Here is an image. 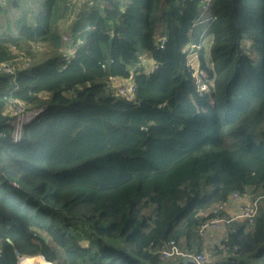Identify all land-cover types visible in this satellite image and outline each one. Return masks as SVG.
<instances>
[{
    "label": "trees",
    "instance_id": "trees-1",
    "mask_svg": "<svg viewBox=\"0 0 264 264\" xmlns=\"http://www.w3.org/2000/svg\"><path fill=\"white\" fill-rule=\"evenodd\" d=\"M36 1L0 2V61L25 52L0 74V264H194L161 252L201 251L233 192L257 212L214 264H264V0ZM10 98L41 108L16 142Z\"/></svg>",
    "mask_w": 264,
    "mask_h": 264
},
{
    "label": "built area",
    "instance_id": "built-area-1",
    "mask_svg": "<svg viewBox=\"0 0 264 264\" xmlns=\"http://www.w3.org/2000/svg\"><path fill=\"white\" fill-rule=\"evenodd\" d=\"M1 1L2 0H0V2ZM64 40L65 43L62 47V51L67 52L69 46L71 45V41L66 36H64ZM32 46L36 51L42 48V45L40 43H34L32 44ZM24 56L25 52L23 50L18 49L14 44L11 45L8 52V57L10 58L0 61V74H16L18 65L17 61L20 58H25ZM19 64L20 66L18 65V67H22V65H24H21V63ZM115 87L117 94H119L120 96H126L129 99L133 98L136 91L135 86L130 83H122ZM205 87L206 84L199 83V89H204ZM26 107V104L18 100L17 98H10L7 102V113L12 116L11 122L13 128L11 131V136L14 142L20 139L24 124L29 122L39 111H41V108L30 110ZM233 200L238 203V210L231 218H227L221 214L222 211H225L227 202L214 203L207 210L202 212L201 214L205 218L197 228V235L202 238L206 237L211 243H213L216 240V233H224L225 228H223L222 226L223 224H227L230 220L235 218H243L247 219L248 222H252L257 212L258 198L250 199L240 196L237 192H233L230 201ZM173 256L189 258L194 262V264H213L209 259V254H207V252L202 250L187 251L183 249L179 244H177L174 240H171L162 250L161 257L163 259H167Z\"/></svg>",
    "mask_w": 264,
    "mask_h": 264
},
{
    "label": "crops",
    "instance_id": "crops-1",
    "mask_svg": "<svg viewBox=\"0 0 264 264\" xmlns=\"http://www.w3.org/2000/svg\"><path fill=\"white\" fill-rule=\"evenodd\" d=\"M117 82H119V84L122 83V82H120L119 79H116V80H113V85L117 86V84H116ZM237 210H238V203L234 200L230 201L229 203L226 204V207H225V212H226L225 217H227V218L228 217L230 218V216L232 217V215L234 213H236ZM217 237H218V239L221 238L222 234L217 232ZM188 245L192 250L200 249L202 251L207 252V254H209V259L213 262V264H214V262L216 263L217 261L222 260L220 253H218L217 256H215V257L211 255V253H213V251H214L213 248L215 245L213 246L206 237L201 239V238H196L194 235L193 239H189L187 242H184V244H183L184 248L188 247ZM37 258L41 264L39 256H37Z\"/></svg>",
    "mask_w": 264,
    "mask_h": 264
},
{
    "label": "rangeland",
    "instance_id": "rangeland-1",
    "mask_svg": "<svg viewBox=\"0 0 264 264\" xmlns=\"http://www.w3.org/2000/svg\"><path fill=\"white\" fill-rule=\"evenodd\" d=\"M24 1V0H23ZM25 1H27V2H29V1H31L35 6H38V2L36 1V0H25ZM61 22H65V24H67L68 23V19H62L61 20ZM70 36V35H69ZM70 38V37H69ZM71 39V38H70ZM192 46H194V44H191ZM71 48V47H70ZM70 48H68V51H67V53L69 52V51H71L70 50ZM37 57H36V59L35 60H40L43 56H41L42 55V53L41 52H37L36 54H35ZM192 56V55H191ZM190 56V57H191ZM252 56H253V58H254V55L252 54ZM189 57V58H190ZM195 75V74H194ZM193 75V76H194ZM120 82H122V83H127V81H124V79H121L120 80ZM122 83H120V84H122ZM117 85L119 84V82H117L116 83ZM213 250H214V248H213ZM213 253H215V252H213ZM212 254V253H211ZM41 261V260H40ZM41 264H43L42 262H41Z\"/></svg>",
    "mask_w": 264,
    "mask_h": 264
},
{
    "label": "bare ground",
    "instance_id": "bare-ground-1",
    "mask_svg": "<svg viewBox=\"0 0 264 264\" xmlns=\"http://www.w3.org/2000/svg\"><path fill=\"white\" fill-rule=\"evenodd\" d=\"M19 264H40L37 256H22L19 259Z\"/></svg>",
    "mask_w": 264,
    "mask_h": 264
},
{
    "label": "clouds",
    "instance_id": "clouds-1",
    "mask_svg": "<svg viewBox=\"0 0 264 264\" xmlns=\"http://www.w3.org/2000/svg\"><path fill=\"white\" fill-rule=\"evenodd\" d=\"M199 83H200V82L198 81V86H199ZM204 84H205V83H204Z\"/></svg>",
    "mask_w": 264,
    "mask_h": 264
},
{
    "label": "water",
    "instance_id": "water-1",
    "mask_svg": "<svg viewBox=\"0 0 264 264\" xmlns=\"http://www.w3.org/2000/svg\"><path fill=\"white\" fill-rule=\"evenodd\" d=\"M10 241V240H9ZM21 258V257H20ZM18 264H19V261H18Z\"/></svg>",
    "mask_w": 264,
    "mask_h": 264
}]
</instances>
